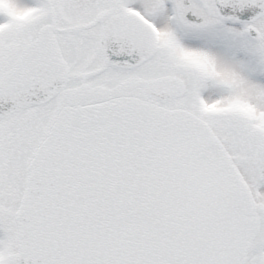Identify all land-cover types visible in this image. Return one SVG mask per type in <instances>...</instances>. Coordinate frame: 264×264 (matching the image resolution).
Returning <instances> with one entry per match:
<instances>
[{
	"label": "snow or ice",
	"instance_id": "snow-or-ice-1",
	"mask_svg": "<svg viewBox=\"0 0 264 264\" xmlns=\"http://www.w3.org/2000/svg\"><path fill=\"white\" fill-rule=\"evenodd\" d=\"M0 264H264V0H0Z\"/></svg>",
	"mask_w": 264,
	"mask_h": 264
}]
</instances>
